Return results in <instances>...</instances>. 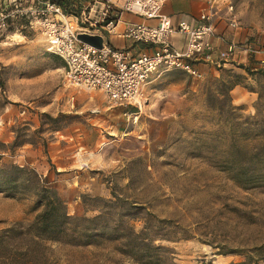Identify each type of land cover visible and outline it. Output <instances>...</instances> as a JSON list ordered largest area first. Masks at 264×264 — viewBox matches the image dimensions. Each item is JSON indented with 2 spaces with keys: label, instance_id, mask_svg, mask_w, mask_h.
<instances>
[{
  "label": "rangeland",
  "instance_id": "rangeland-1",
  "mask_svg": "<svg viewBox=\"0 0 264 264\" xmlns=\"http://www.w3.org/2000/svg\"><path fill=\"white\" fill-rule=\"evenodd\" d=\"M219 70L165 71L145 87L140 111L128 106L129 120L101 115L105 96L69 86L46 37L14 14L0 34V264H141L121 243H34L23 233L41 210V186L70 216H95L82 197L114 192L142 207L139 218L164 221L144 236L163 249L158 264H264V190L242 189L220 171L227 156L253 149L243 124L264 121V75ZM15 137L24 143L9 148ZM128 226L144 233L141 219Z\"/></svg>",
  "mask_w": 264,
  "mask_h": 264
},
{
  "label": "built area",
  "instance_id": "built-area-1",
  "mask_svg": "<svg viewBox=\"0 0 264 264\" xmlns=\"http://www.w3.org/2000/svg\"><path fill=\"white\" fill-rule=\"evenodd\" d=\"M166 1L88 0L79 16L73 17L48 0H0V34L6 32L10 19L19 13L26 18L28 28L38 29L46 37L50 52L64 62L69 86L101 92L110 105L132 106L140 111L142 91L154 76L179 69L198 77L193 64L211 62L212 40L218 38L211 24L215 9L212 2L194 24L179 21L173 25L161 12ZM123 13L157 20L155 26L125 23L119 34L132 44L154 46L152 52L145 48L134 52L132 48L118 49L104 43L98 49L77 39L78 34L92 35L93 31L113 33ZM229 25L233 29L240 27L233 18ZM174 34L185 40L182 51H176L170 43ZM237 48V44H229L218 61L231 58Z\"/></svg>",
  "mask_w": 264,
  "mask_h": 264
},
{
  "label": "trees",
  "instance_id": "trees-1",
  "mask_svg": "<svg viewBox=\"0 0 264 264\" xmlns=\"http://www.w3.org/2000/svg\"><path fill=\"white\" fill-rule=\"evenodd\" d=\"M59 6L67 16L78 17L83 3L86 0H79V7H75L69 0H48ZM247 74L252 72L244 66H239ZM257 74L264 75L262 70H257ZM232 84L227 91L235 87ZM49 120L54 119L44 115ZM244 130L252 135L253 146L250 154L235 157L229 155L224 159V166L221 172L236 182L245 190H264V121H246ZM18 137L10 144L9 148L22 145ZM0 145H3L0 143ZM37 203L41 210L34 217L33 221L27 226L25 233L32 241L42 242H68L73 245H92L102 242L121 243L124 253L129 255L141 264H158L161 260L159 252L163 251L160 247H153L146 242L144 236L159 230L164 222L154 220L150 214L139 218L141 206L121 198L114 192L111 193L112 200L102 198L82 197V204L85 211H94L97 214L93 217H75L67 212L64 201L52 189L38 187L36 190ZM141 219L143 221L144 233L135 234L133 229L128 226L130 221ZM154 220V221H152ZM10 236L18 234L14 229L8 231ZM166 240L165 238H162ZM249 263H253L252 258H248Z\"/></svg>",
  "mask_w": 264,
  "mask_h": 264
},
{
  "label": "crops",
  "instance_id": "crops-1",
  "mask_svg": "<svg viewBox=\"0 0 264 264\" xmlns=\"http://www.w3.org/2000/svg\"><path fill=\"white\" fill-rule=\"evenodd\" d=\"M209 2H212L215 6L211 24L218 38L212 40L213 49L210 54L211 62H197L193 64L194 69L200 75H202L205 70L211 71L214 69L217 71V68L220 69L219 71H238L239 69L241 71L239 66L247 67L252 73H256L257 70H262L264 72V18L259 17V9L257 6L259 2L264 3V0H167L161 12L171 20L173 25H176L179 21L194 24L199 15L208 10L207 5ZM232 18L239 22V29H233L229 25V21ZM125 23H143L148 26H155L157 20H148L132 14L123 13L121 22L116 26L113 33H108L107 31H93L90 34H99L103 39V43L113 48H132L134 52L139 51L140 48H145L147 51L152 52L155 48L154 46L132 44L119 35L124 29ZM170 43L176 51H182L185 40L180 34H174L170 37ZM229 44L238 45L235 53L225 62L218 61L219 54L226 51ZM154 77L146 86V91L151 88H149V86H151L150 83L153 81ZM233 88H238V85ZM144 90L145 88L142 91V95L145 93ZM107 104L109 107L103 106L99 111L101 115H104V111L111 110L110 115L112 112L118 111L126 120L132 117V114H128V106H115L110 105L108 102ZM101 115L97 116L98 120H103L104 117ZM94 119L97 120L96 118ZM125 131L124 135L126 140H130L128 135L132 134L134 131H128V129ZM89 151H92V149ZM94 154L95 153H93V158L89 161L92 163L90 168H97V166L100 165L101 158L98 153ZM87 156L88 153H86L84 157Z\"/></svg>",
  "mask_w": 264,
  "mask_h": 264
},
{
  "label": "water",
  "instance_id": "water-1",
  "mask_svg": "<svg viewBox=\"0 0 264 264\" xmlns=\"http://www.w3.org/2000/svg\"><path fill=\"white\" fill-rule=\"evenodd\" d=\"M77 39L87 45L100 49L103 45V39L99 35L78 34Z\"/></svg>",
  "mask_w": 264,
  "mask_h": 264
}]
</instances>
